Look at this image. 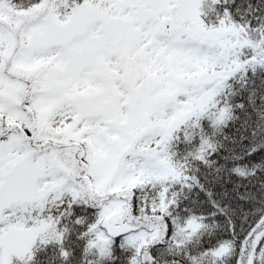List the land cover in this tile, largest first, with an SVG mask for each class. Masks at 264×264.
Here are the masks:
<instances>
[{
  "label": "snow or ice",
  "instance_id": "snow-or-ice-1",
  "mask_svg": "<svg viewBox=\"0 0 264 264\" xmlns=\"http://www.w3.org/2000/svg\"><path fill=\"white\" fill-rule=\"evenodd\" d=\"M0 264H264V0H0Z\"/></svg>",
  "mask_w": 264,
  "mask_h": 264
}]
</instances>
